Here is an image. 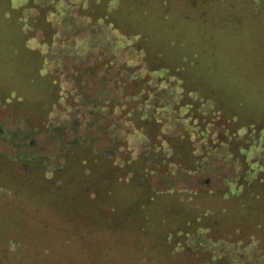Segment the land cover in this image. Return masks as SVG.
Wrapping results in <instances>:
<instances>
[{"label": "rangeland", "instance_id": "obj_1", "mask_svg": "<svg viewBox=\"0 0 264 264\" xmlns=\"http://www.w3.org/2000/svg\"><path fill=\"white\" fill-rule=\"evenodd\" d=\"M37 5L39 0L32 3L0 0V184L14 183L15 178L20 181L23 177L24 182L34 178L57 192L81 194L85 201L82 208L87 212L101 196L99 192L95 195V190L102 189V155L106 152L113 157L118 150H123L110 147L115 139L116 116L104 111L109 98H118V81L113 77L114 68L108 70L101 60L88 53L93 42L83 37L87 20L78 19L75 24V36L78 33L75 49L71 47L68 51L66 38L57 43L56 34L67 32V21L75 14L73 11L68 14L74 10L73 6L53 4L51 0V5H47L50 9L40 19L36 18V23L43 21L44 26L40 23L37 30H32L29 17ZM96 7L97 11H106L122 33L135 36L145 45L150 58L175 66L190 78L198 79L205 90L215 91L226 105V114L233 107L242 122L250 119L263 123L264 0H116ZM101 31L106 36L116 35L111 28L104 26L101 30L98 26L96 36ZM111 46L107 59L113 55L110 52L118 49L116 45ZM128 51L125 58L132 63L136 61L139 66L135 74L145 73L139 56L136 58L131 48ZM77 88L80 92L74 90ZM165 93L162 94H168ZM106 121L108 134L98 128ZM115 134L121 135L120 130ZM126 149L131 150L133 157L139 152L145 157L164 154L163 148ZM20 158H34L40 166L27 173L26 169L16 167ZM66 166L71 167L72 178L59 180L54 176V169ZM162 168V173L155 171L146 176L150 187L219 190L223 183L218 175L228 171L217 165L210 178L201 177L187 174L166 160ZM170 170H174L171 176ZM108 175L109 171L104 174ZM112 185L115 189L113 182L108 184L106 194L112 192ZM113 195L123 205L122 209L136 199L133 190L122 186ZM169 198L160 194L159 202L146 209L149 214L157 209L152 221H157V214L171 213L169 203L179 205L184 201L179 196ZM57 204L67 207L62 201ZM205 205H211L209 211H215L209 213L211 216L224 221H221L224 230L231 228L229 212H217L229 208L226 200L207 198L201 201V206ZM195 210L187 211V217L195 216ZM95 211L100 212L96 207ZM183 213L180 214L183 216ZM178 221L168 227L151 222L156 230L141 237L120 234L115 242L118 248L114 249L110 232L93 225L74 231L46 203L30 204L1 187L0 264H146L139 261L143 254L158 255L153 258L156 263L180 264V255L165 257V248L156 240L160 243L159 237L165 231L172 236L177 224L181 227L176 233L182 232L183 236L187 231L188 240L195 241L201 236L198 230L206 222L201 219L196 226L185 228L193 224L190 218ZM242 227L247 230L246 223ZM140 244L144 248L142 253L138 249Z\"/></svg>", "mask_w": 264, "mask_h": 264}, {"label": "trees", "instance_id": "obj_2", "mask_svg": "<svg viewBox=\"0 0 264 264\" xmlns=\"http://www.w3.org/2000/svg\"><path fill=\"white\" fill-rule=\"evenodd\" d=\"M33 1L30 0V3ZM111 1L116 0H52L53 4L73 6L74 10L68 11V14L72 11L75 13L67 21V32L56 34L57 43L61 44L66 38L69 40L68 51H71V47L75 49L74 41L78 35L76 33L75 36V24L78 19L87 20L88 28L83 37L88 42H93V46L88 47V53L92 58L101 60L108 70L114 68L113 77L118 81V98H109V104L102 109L105 113H114V126L121 134L117 136L116 130L113 132L115 139L110 147L123 150H118L113 157L106 152L102 155V189L95 190V195L98 192L101 194L99 202L94 200L92 207L84 212L82 207L85 206V201L81 194L57 192L44 182L34 181V178H28L27 182L23 181V177L20 181L15 178L14 183H2L0 186L30 204L46 203L74 231L93 225L96 229L110 232L114 249L118 248L115 242L120 234L141 237L156 230L157 227L151 222H154L152 217L157 209L152 214L146 212V209L159 202L157 200L160 194L170 198L179 196L183 198V203H169L171 213L157 214L158 219L154 223L168 227L178 220L189 221L190 218L193 224L185 225L186 221L185 228L196 226V222L201 219L205 220L206 225L198 230L201 236L195 241L188 240L187 231L183 236L180 235L182 232L176 233L181 225L175 224L174 237L165 231L159 237L160 243L156 240L158 245L165 248V257L180 255V264H264V121L258 123L249 119L242 122L238 110L233 107L232 112L226 114V105L219 100L215 91L205 90L198 79L190 78L175 66H166L158 59L150 58L146 46L137 41L135 36L132 38L128 33H122L106 11H97L96 6ZM39 3L33 16L29 17L32 30H37L40 23L44 26L45 22L36 23V18L40 19L46 13L51 0H39ZM98 26L101 30L104 26L111 28L116 31V35L106 36L101 31L96 36ZM40 37L38 35L39 40ZM111 45H116L118 49L110 52L113 55L107 59V50ZM80 47L77 45V48ZM130 48L145 65V73L135 74L138 64L125 58L129 55ZM164 91L168 94H162ZM108 123L106 121L98 128L107 133ZM126 148H163L164 154L145 157V154L139 152L133 157L130 155L131 150ZM165 160L171 161L175 168H181L187 174L194 173L209 178L217 165H221L228 169L225 174L218 175L223 187L219 190L189 186H170L164 190L150 187L146 176L155 171L162 173V163ZM16 163V167L24 168L30 174L33 167L37 170L40 166V162L34 158L21 159V162L17 160ZM107 171L110 175L104 176ZM173 172L174 170H170L169 176ZM54 173L59 180L72 178L70 166L56 168ZM112 182L117 191L122 186L136 193V199L126 209H122L123 205L116 198L113 199V185L112 192L105 193L107 185ZM207 198L228 202L230 206L227 210L217 212H229L230 229L224 230L222 220H216L215 216L209 214L215 213L214 210L209 211L208 206L211 205L201 206V201L203 203V199ZM58 201H62L67 207L57 204ZM184 206L187 207L185 210ZM196 206L200 207V211ZM95 207L100 210L99 213H96ZM192 209H196L195 216L187 217V211L192 212ZM183 211L182 216L180 213ZM122 214L123 218L120 217ZM245 223L246 231L242 227ZM128 240L131 238H126ZM141 245L138 247L140 253L144 249ZM184 249L190 255L184 253ZM123 250L127 251L125 245ZM157 257L143 254L139 261L146 264H169V261L156 263L153 258Z\"/></svg>", "mask_w": 264, "mask_h": 264}]
</instances>
